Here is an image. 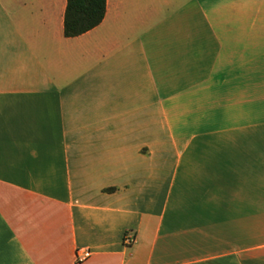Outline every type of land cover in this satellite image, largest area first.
I'll use <instances>...</instances> for the list:
<instances>
[{"label":"crops","instance_id":"0c3cea01","mask_svg":"<svg viewBox=\"0 0 264 264\" xmlns=\"http://www.w3.org/2000/svg\"><path fill=\"white\" fill-rule=\"evenodd\" d=\"M64 5L0 0V264H264V0Z\"/></svg>","mask_w":264,"mask_h":264},{"label":"trees","instance_id":"16d2710c","mask_svg":"<svg viewBox=\"0 0 264 264\" xmlns=\"http://www.w3.org/2000/svg\"><path fill=\"white\" fill-rule=\"evenodd\" d=\"M104 7L105 0H65L63 34L72 36L91 28L101 20Z\"/></svg>","mask_w":264,"mask_h":264},{"label":"built area","instance_id":"2783aa9c","mask_svg":"<svg viewBox=\"0 0 264 264\" xmlns=\"http://www.w3.org/2000/svg\"><path fill=\"white\" fill-rule=\"evenodd\" d=\"M123 240L125 242H128L131 240V237H129L126 233L123 234ZM89 255V251L86 248H78L74 252V260L75 261H81L85 259Z\"/></svg>","mask_w":264,"mask_h":264}]
</instances>
